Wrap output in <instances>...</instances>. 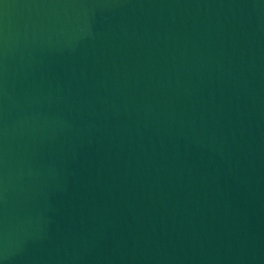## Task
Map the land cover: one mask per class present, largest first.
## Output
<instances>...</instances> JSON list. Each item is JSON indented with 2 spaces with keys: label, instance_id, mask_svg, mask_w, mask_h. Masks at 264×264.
Masks as SVG:
<instances>
[{
  "label": "water",
  "instance_id": "obj_1",
  "mask_svg": "<svg viewBox=\"0 0 264 264\" xmlns=\"http://www.w3.org/2000/svg\"><path fill=\"white\" fill-rule=\"evenodd\" d=\"M0 264H264V0H0Z\"/></svg>",
  "mask_w": 264,
  "mask_h": 264
}]
</instances>
